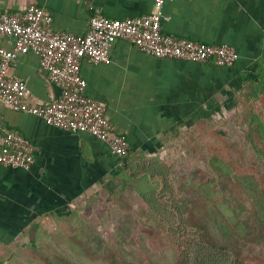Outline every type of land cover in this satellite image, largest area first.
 <instances>
[{
    "label": "crops",
    "instance_id": "crops-1",
    "mask_svg": "<svg viewBox=\"0 0 264 264\" xmlns=\"http://www.w3.org/2000/svg\"><path fill=\"white\" fill-rule=\"evenodd\" d=\"M31 5L53 17L54 31L75 35L86 34L98 15L126 19L155 10L154 0H0V12H23ZM162 13L167 33L232 46L240 58L233 67L160 59L118 40L111 64L84 62L87 95L105 105L132 157L160 152L167 138L213 119L222 100H239L264 76V0H172ZM0 47L14 49V38L0 34ZM9 75L27 84L33 105L61 97L33 53L20 55ZM0 123L36 149L30 171L0 166V264H13L21 244L35 240L78 198L115 182L125 163L95 137L52 128L1 99Z\"/></svg>",
    "mask_w": 264,
    "mask_h": 264
},
{
    "label": "rangeland",
    "instance_id": "rangeland-1",
    "mask_svg": "<svg viewBox=\"0 0 264 264\" xmlns=\"http://www.w3.org/2000/svg\"><path fill=\"white\" fill-rule=\"evenodd\" d=\"M222 101L213 119L167 138L156 154L134 155L114 183L74 201L34 245L21 244L13 264H178L181 251L168 237L175 224L156 223V215L180 212L197 224L213 217L222 237L221 216L241 204L231 224L238 239L230 242L242 257L264 264L260 233L239 241L244 230L238 231L252 219L246 191L264 189V76L239 100Z\"/></svg>",
    "mask_w": 264,
    "mask_h": 264
},
{
    "label": "built area",
    "instance_id": "built-area-1",
    "mask_svg": "<svg viewBox=\"0 0 264 264\" xmlns=\"http://www.w3.org/2000/svg\"><path fill=\"white\" fill-rule=\"evenodd\" d=\"M154 1L155 10L141 16H95L83 35L54 31L53 17L37 5L23 12H0V34L15 40L12 50L0 47V99L13 111L39 117L57 130L89 134L124 160L130 152L128 139L116 133L105 105L87 95L88 84L82 75L84 62L111 64V49L118 40L160 59L233 67L240 58L232 46L211 45L167 33L162 12L164 4L172 0ZM29 53L40 58L50 82L61 88L58 100L42 106L29 103L27 84L9 75L12 63ZM35 152L30 140L0 123V166L30 171Z\"/></svg>",
    "mask_w": 264,
    "mask_h": 264
},
{
    "label": "trees",
    "instance_id": "trees-1",
    "mask_svg": "<svg viewBox=\"0 0 264 264\" xmlns=\"http://www.w3.org/2000/svg\"><path fill=\"white\" fill-rule=\"evenodd\" d=\"M256 148L261 152L260 154H262L261 146L257 145ZM131 158L132 154L129 152V155L124 159L125 167L130 164ZM216 171L218 172L220 170ZM218 173L220 177L221 173ZM157 187L159 186L157 185ZM246 198V204H248L249 212L252 213V219L244 218L246 221L241 223L243 228L238 231L240 233L244 231L239 241H241L243 237L248 239L245 236L253 235L252 232H255L257 235L260 233V237L264 239V189L258 187L253 190L252 193L246 191ZM243 207L244 206L241 204L236 211L231 209L233 213L229 218L221 216L222 224L224 228H226L223 233L224 236L222 237L218 236L214 230L213 225L215 220L213 217L210 220L209 217L202 216L198 220L200 223L197 224L194 222L195 217L193 215L186 217L180 212L176 213L171 210L173 212L172 218H169L170 215L167 214L163 216L156 215L155 221L156 223H160L169 220V223L175 224L174 227L168 231V237H170L173 246L181 251L178 256V264H257L253 263L252 260L242 257L237 245H232L230 242L238 239L235 232H233L234 227L232 225L237 219V212L241 211ZM35 241L36 239L31 240L30 244L34 245L36 243ZM30 244H27V246ZM118 264L130 263L122 259Z\"/></svg>",
    "mask_w": 264,
    "mask_h": 264
}]
</instances>
